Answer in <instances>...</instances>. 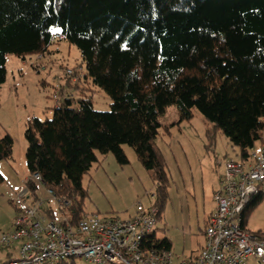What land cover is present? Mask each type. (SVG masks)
<instances>
[{"label":"trees","instance_id":"1","mask_svg":"<svg viewBox=\"0 0 264 264\" xmlns=\"http://www.w3.org/2000/svg\"><path fill=\"white\" fill-rule=\"evenodd\" d=\"M54 31L80 50L83 79L111 99L110 110L99 112L86 95L74 99L61 88L52 118L25 124L26 190L37 200V175L71 224L86 215L81 178L96 153L127 164L123 146L134 150L148 172L160 219L169 180L156 139L168 107H177L179 121L197 110L209 145L219 130L237 149L239 162L250 158L258 141L264 144V0H0V85L6 57L43 56ZM77 82L67 85L86 90ZM12 149L5 135L0 161L9 160ZM263 197L252 198L243 228ZM43 210L54 220L50 209ZM252 234L264 240V231ZM148 246L169 251L171 242L157 239L154 230Z\"/></svg>","mask_w":264,"mask_h":264},{"label":"rangeland","instance_id":"2","mask_svg":"<svg viewBox=\"0 0 264 264\" xmlns=\"http://www.w3.org/2000/svg\"><path fill=\"white\" fill-rule=\"evenodd\" d=\"M5 70V81L0 85V139L9 135L13 149L9 160L0 161L3 177L0 184V233L13 230L16 209L26 210L41 203L43 209L52 211L56 221L68 216L59 210L57 202L37 179L33 178L37 200L26 190L24 182L30 177L25 161L26 121L51 119L53 108L61 101L58 97L61 88L74 99L86 95L92 100L95 111L107 112L111 105L105 90L94 85L91 79H83L86 69L80 50L65 40L55 39L48 53L41 58L39 54L25 58L8 55ZM66 70H73L76 81L79 80L86 90L80 92L67 85L68 80L72 84L75 82L67 79ZM158 120L160 128L156 145L166 161L169 186L168 200L154 229L156 238L170 239L173 254L182 257L188 249L203 242L201 229L215 207L213 195L223 174L222 160L228 157L238 161L239 157L237 149L231 147L219 130L214 131L213 144L209 145L207 124L197 110H193L190 120L179 121L177 107L171 106ZM260 143L255 144L251 153H260ZM122 148L127 164H120L111 153L106 156L96 153V162L82 176L81 184L85 190L82 209L86 215L125 220L134 217L137 205L143 208L153 206L155 186L148 172L131 147ZM246 221L247 233L264 231V197L249 212ZM182 250L185 252L181 253ZM6 258L7 255L0 252V261ZM258 258L263 262L252 259L256 264H264V251ZM64 264L92 263L74 257L66 259Z\"/></svg>","mask_w":264,"mask_h":264},{"label":"built area","instance_id":"3","mask_svg":"<svg viewBox=\"0 0 264 264\" xmlns=\"http://www.w3.org/2000/svg\"><path fill=\"white\" fill-rule=\"evenodd\" d=\"M56 40L63 36L52 32ZM39 58L41 56L39 55ZM66 76L76 81L73 70ZM55 98V96H54ZM246 162L222 161L223 174L213 195L215 209L204 230V247L190 260L175 262L173 254L148 246L158 210L136 206L130 219H101L84 215L76 225L68 216L50 220L43 204L15 216L13 230L0 233V264H55L79 257L92 264H245L264 251V240L242 227L243 213L252 198L264 193V144ZM33 178L40 181L37 175Z\"/></svg>","mask_w":264,"mask_h":264},{"label":"crops","instance_id":"4","mask_svg":"<svg viewBox=\"0 0 264 264\" xmlns=\"http://www.w3.org/2000/svg\"><path fill=\"white\" fill-rule=\"evenodd\" d=\"M73 81V80H72ZM77 81H79V80H77ZM73 82H76V81H73ZM220 178V177H219ZM218 187H219V180H218ZM218 187H217V189H218ZM217 189L215 190V192L217 191ZM214 192V193H215ZM214 209H215V207H214ZM213 212H214V210L212 211V212H210V214H209V216L207 217V219H206V221L204 222V225H203V228L201 229V231H202V235H203V242H202V244H198L197 246H196V248H192V249H188L187 251H186V255H184V256H177V255H175V254H173V251H172V244H171V248H170V252L174 255L173 256V259H174V261L175 262H178V261H180V260H190V259H193L200 251H201V249L204 247V233H203V229H204V226H205V224H206V222L208 221V219H209V217L213 214ZM246 226H247V221H246V223H245V226H244V230H246ZM247 231V230H246ZM170 240V239H169ZM171 242V241H170ZM182 252H185L184 250H182L181 251V253ZM181 255V254H180ZM258 256L259 255H257V256H250L248 259H247V261H246V263L245 264H256V262H255V260H253L252 258H256V259H258V262L261 260L262 262H263V259L262 258H258ZM182 258H184V259H182Z\"/></svg>","mask_w":264,"mask_h":264},{"label":"snow or ice","instance_id":"5","mask_svg":"<svg viewBox=\"0 0 264 264\" xmlns=\"http://www.w3.org/2000/svg\"><path fill=\"white\" fill-rule=\"evenodd\" d=\"M57 31H58V29H57Z\"/></svg>","mask_w":264,"mask_h":264}]
</instances>
